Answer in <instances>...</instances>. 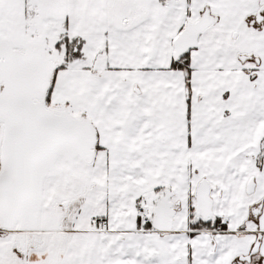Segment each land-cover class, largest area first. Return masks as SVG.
<instances>
[{"label":"snow or ice","instance_id":"6c2138e0","mask_svg":"<svg viewBox=\"0 0 264 264\" xmlns=\"http://www.w3.org/2000/svg\"><path fill=\"white\" fill-rule=\"evenodd\" d=\"M0 264H264V0H0Z\"/></svg>","mask_w":264,"mask_h":264}]
</instances>
